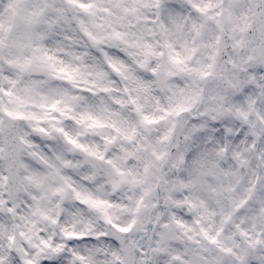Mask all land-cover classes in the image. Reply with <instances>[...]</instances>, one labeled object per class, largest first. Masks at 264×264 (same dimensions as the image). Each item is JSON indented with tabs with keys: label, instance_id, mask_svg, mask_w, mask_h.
I'll return each instance as SVG.
<instances>
[{
	"label": "clouds",
	"instance_id": "9594fccd",
	"mask_svg": "<svg viewBox=\"0 0 264 264\" xmlns=\"http://www.w3.org/2000/svg\"><path fill=\"white\" fill-rule=\"evenodd\" d=\"M0 264H264V0H0Z\"/></svg>",
	"mask_w": 264,
	"mask_h": 264
}]
</instances>
